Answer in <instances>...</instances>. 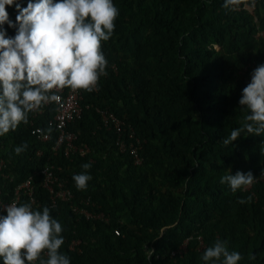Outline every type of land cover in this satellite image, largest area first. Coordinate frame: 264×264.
I'll return each mask as SVG.
<instances>
[{"label":"trees","instance_id":"trees-1","mask_svg":"<svg viewBox=\"0 0 264 264\" xmlns=\"http://www.w3.org/2000/svg\"><path fill=\"white\" fill-rule=\"evenodd\" d=\"M17 3L26 7L28 0ZM113 3L119 16L112 37L101 44L106 75L96 90H80L83 109L67 125L90 153L65 157L60 148L52 151L55 130L50 128V141L41 142L31 129L47 128L54 106L38 117L31 112L27 124L0 136V160L9 174L0 171V198L8 199L31 176L35 202L30 204L40 211L47 206L61 223L60 251L70 264H204L201 256L216 240L240 253L238 264H264V134L245 131L233 144L222 143L242 127L248 114L239 105L242 90L264 64V35H258L264 33V0H255L252 12L229 11L224 0ZM6 10L15 22V5ZM3 27L14 37L15 28ZM96 106L133 129L141 141L142 165L117 150L114 132L100 127ZM25 144L16 155L14 149ZM84 163L91 165L92 179L86 191H78L72 177L84 171ZM44 164L54 166L73 201L90 196L93 209L108 221L78 218L68 202L52 206L34 174ZM237 171H251L255 182L233 192L220 180ZM249 196L250 201L238 202ZM20 202L29 203L23 194ZM75 240L79 243L71 249ZM182 244L185 250L172 254Z\"/></svg>","mask_w":264,"mask_h":264},{"label":"clouds","instance_id":"clouds-1","mask_svg":"<svg viewBox=\"0 0 264 264\" xmlns=\"http://www.w3.org/2000/svg\"><path fill=\"white\" fill-rule=\"evenodd\" d=\"M15 5L18 15L13 22L8 6ZM255 0H224L223 7L236 11L254 7ZM119 10L113 0H28L21 7L17 0H0V136L27 124L29 113L51 102H59L56 90L71 88L92 92L101 76L106 75L107 60L101 51L115 29ZM16 29L8 37L4 25ZM239 105L246 108L242 127L233 129L223 139L225 146L241 138L264 134V64L251 73L242 90ZM27 145L17 146L20 155ZM82 171L72 179L78 191H86L92 179L84 163ZM220 182L233 192L246 189L255 182L252 172L237 171L221 177ZM251 200L241 199L243 204ZM0 215V260L3 264H70L60 251L64 244L61 223L45 206L34 210L30 203L4 207ZM46 253V256H45ZM250 259H255L251 255ZM204 264H238L242 259L230 251L227 241L216 240L201 256Z\"/></svg>","mask_w":264,"mask_h":264},{"label":"built area","instance_id":"built-area-1","mask_svg":"<svg viewBox=\"0 0 264 264\" xmlns=\"http://www.w3.org/2000/svg\"><path fill=\"white\" fill-rule=\"evenodd\" d=\"M56 94L60 96L59 102H51L44 105L41 109L32 112V117H38L42 114L45 107L49 105L54 106V115L47 119L46 127L33 126L31 133L41 142H48L52 138L50 128L55 130L54 143L51 147L52 151H56L58 148L61 149L65 157H71L72 155L85 156L90 153L91 149L86 143H78L77 133L68 129L67 125L75 118L79 117L82 107V94L80 90H72L71 88H64L56 90ZM87 108L88 105H85ZM95 112L100 118V127L111 130L115 135V146L120 153H127L134 165L139 166L143 163V156L140 152L141 141L135 135L132 128L124 129L123 122L107 108L96 106L94 107ZM40 150L37 151L39 155ZM6 163L0 160V171L3 177H9V174L4 171ZM39 174L41 177V186L48 192L52 206H55L59 201L68 202L71 211L77 215L78 218L85 220H103L108 221L104 213L93 209L94 202L90 196H83L78 201H73L74 194L66 187L61 181L58 175L54 171L52 164H44L39 171L34 172ZM261 178H264V173L261 174ZM33 186L31 183V176L25 178L20 184H18L12 195L2 200L0 198V215H6L4 207L12 203H16L17 206L21 205V196L25 195L29 203L35 202L33 197ZM115 234H119V230L114 229ZM199 246L201 249L204 244L200 237H198ZM79 243L78 240L72 241L70 248L74 249ZM185 250V245L182 244L177 251L172 252L181 253ZM46 256V253H45Z\"/></svg>","mask_w":264,"mask_h":264},{"label":"rangeland","instance_id":"rangeland-1","mask_svg":"<svg viewBox=\"0 0 264 264\" xmlns=\"http://www.w3.org/2000/svg\"><path fill=\"white\" fill-rule=\"evenodd\" d=\"M251 12H252V7H247ZM258 35H264V33H258ZM3 162H5V160H3ZM6 168V165H5Z\"/></svg>","mask_w":264,"mask_h":264}]
</instances>
